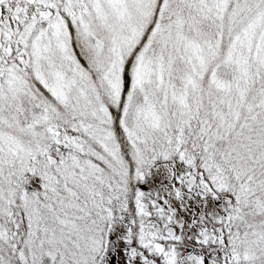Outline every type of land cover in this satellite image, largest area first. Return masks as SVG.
I'll list each match as a JSON object with an SVG mask.
<instances>
[{"label":"snow or ice","instance_id":"obj_1","mask_svg":"<svg viewBox=\"0 0 264 264\" xmlns=\"http://www.w3.org/2000/svg\"><path fill=\"white\" fill-rule=\"evenodd\" d=\"M0 264H264V0H0Z\"/></svg>","mask_w":264,"mask_h":264}]
</instances>
